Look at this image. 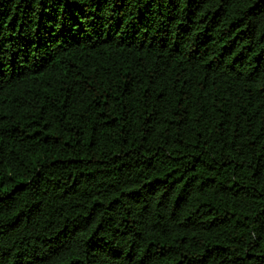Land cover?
<instances>
[{
  "label": "trees",
  "instance_id": "obj_1",
  "mask_svg": "<svg viewBox=\"0 0 264 264\" xmlns=\"http://www.w3.org/2000/svg\"><path fill=\"white\" fill-rule=\"evenodd\" d=\"M0 264H264V0H0Z\"/></svg>",
  "mask_w": 264,
  "mask_h": 264
}]
</instances>
